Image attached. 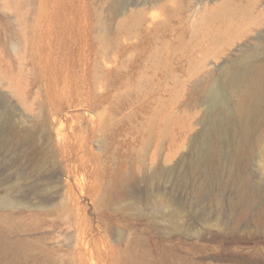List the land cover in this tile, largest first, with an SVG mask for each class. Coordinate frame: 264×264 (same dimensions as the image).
Here are the masks:
<instances>
[{"label":"rangeland","instance_id":"obj_1","mask_svg":"<svg viewBox=\"0 0 264 264\" xmlns=\"http://www.w3.org/2000/svg\"><path fill=\"white\" fill-rule=\"evenodd\" d=\"M253 47L264 0H0V104L38 131L0 139V264H264V127L218 159L254 202L188 170L206 87Z\"/></svg>","mask_w":264,"mask_h":264},{"label":"bare ground","instance_id":"obj_2","mask_svg":"<svg viewBox=\"0 0 264 264\" xmlns=\"http://www.w3.org/2000/svg\"><path fill=\"white\" fill-rule=\"evenodd\" d=\"M260 57L258 47L244 51L225 67L220 77L206 87V95L213 97L216 103L211 109L209 107V112L207 111V115L203 117L205 127L202 128V133L207 139V143L204 148L202 146L203 149L200 151L197 161L190 163L188 168L190 177H194L199 172L207 173V179L196 182L195 189L198 195L206 193L215 178L219 174L222 177V173L223 175L225 173L228 180L236 181L239 184V200L241 202L252 203L257 198V192L253 190L252 182L246 172L241 173L240 169L237 170L235 162L226 165L227 168L220 166L218 159L224 155L222 153L224 139L229 138L230 140L227 141L230 142L233 159L247 152L252 153L256 146L262 142L263 130H260L264 127V59ZM233 96L238 97L237 102L232 101ZM15 115L12 111L4 110L0 104V139L5 144L12 146L14 143L28 145L33 143L38 131L36 132L34 127H23L21 120L24 117L19 119ZM24 120L26 122V119ZM25 122L24 125H26ZM19 123L22 124V127L19 126ZM41 125L45 129L47 120H41ZM36 166L39 168L42 165L36 164ZM161 170L157 169L154 173L153 179H156V182L159 180L157 178L162 175ZM167 202L173 207L174 215L171 216L179 215L181 208L172 200L168 199Z\"/></svg>","mask_w":264,"mask_h":264}]
</instances>
